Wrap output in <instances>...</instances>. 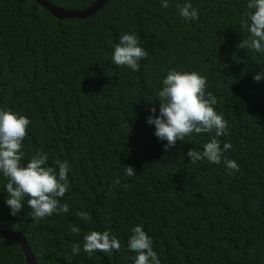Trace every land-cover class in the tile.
I'll list each match as a JSON object with an SVG mask.
<instances>
[{"label": "trees", "instance_id": "1", "mask_svg": "<svg viewBox=\"0 0 264 264\" xmlns=\"http://www.w3.org/2000/svg\"><path fill=\"white\" fill-rule=\"evenodd\" d=\"M79 10L93 0H47ZM198 10L185 20L177 5ZM107 0L84 18L57 19L32 0H0V109L30 120L22 151L47 166L69 164V211L40 219L6 205L0 173V229L22 235L34 264H134L131 230L142 225L160 264H264V53L239 48L248 0ZM124 33L148 56L133 71L112 62ZM206 77V94L227 121L217 137L232 147L221 163H190L215 135L193 133L165 151L147 119L159 115L158 91L169 70ZM207 98V95H206ZM224 159L239 171H229ZM126 166L135 175L128 176ZM118 181V183H116ZM89 213L80 219L76 213ZM78 227L79 233L70 232ZM109 231L119 252L83 251L90 231ZM80 245L79 255L71 251ZM0 264H25L17 244L0 238Z\"/></svg>", "mask_w": 264, "mask_h": 264}, {"label": "clouds", "instance_id": "2", "mask_svg": "<svg viewBox=\"0 0 264 264\" xmlns=\"http://www.w3.org/2000/svg\"><path fill=\"white\" fill-rule=\"evenodd\" d=\"M161 5L168 8V0H161ZM247 8L250 11L241 21V31L249 33V36L238 46L241 49L250 48L264 53V0H248ZM177 10L185 20H197L199 17L198 10L193 8L190 2L178 4ZM147 56V51L139 46L137 36L124 33L115 44L111 59L117 66H126L138 71L140 61ZM262 77L264 71L257 73L253 79L258 82ZM206 84V77L198 72L169 70L163 78L162 88L157 93L159 115H156L157 109L153 107L152 115L147 119L149 124L155 125L156 137L167 141L164 145L165 151L174 147L177 140L184 141L185 137L193 133L199 135L214 132L215 135L210 141L203 145V152L192 148L188 150L187 156L193 164L205 158L213 164H219L224 152L232 147L230 143H224L222 149L217 139L227 133V121L214 109L213 105L217 103V99L211 92L206 94ZM29 124L30 120L26 116L7 108L0 109V173L7 179L5 190L8 194L5 203L12 216H16L24 208L26 197L27 206L31 209L28 216L32 219L44 218L54 213H66L69 211L68 205H61L57 198L63 197L70 186L68 161L57 158L56 171L47 166V154L37 151L28 158L26 165L21 164L25 158L22 146ZM223 162L230 172L239 171L236 161L224 159ZM125 172L130 177L136 174L132 166H126ZM76 215L85 221L90 219L89 213L84 211H78ZM79 231L78 227H70L72 233L78 234ZM131 232L128 247L137 254L134 264H160L152 247V239L143 230V226L137 225ZM120 247L119 240L109 231L93 230L85 233L83 237V251L89 255L96 251L119 252ZM80 250L79 244L71 246L75 255H79Z\"/></svg>", "mask_w": 264, "mask_h": 264}, {"label": "water", "instance_id": "3", "mask_svg": "<svg viewBox=\"0 0 264 264\" xmlns=\"http://www.w3.org/2000/svg\"><path fill=\"white\" fill-rule=\"evenodd\" d=\"M42 8H44L51 16L57 19L63 18H84L93 14L107 0H93L86 7L79 10H67L51 4L47 0H32ZM0 238L14 242L20 248L25 264H34L33 257L26 245L22 235L16 231L0 229Z\"/></svg>", "mask_w": 264, "mask_h": 264}]
</instances>
